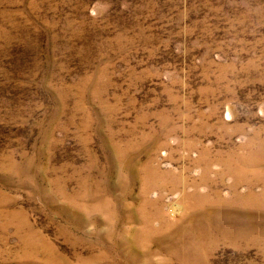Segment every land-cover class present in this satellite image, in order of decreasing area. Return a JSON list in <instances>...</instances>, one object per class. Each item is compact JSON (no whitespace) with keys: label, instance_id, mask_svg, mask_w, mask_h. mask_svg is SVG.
Masks as SVG:
<instances>
[{"label":"rangeland","instance_id":"rangeland-1","mask_svg":"<svg viewBox=\"0 0 264 264\" xmlns=\"http://www.w3.org/2000/svg\"><path fill=\"white\" fill-rule=\"evenodd\" d=\"M0 264H264V0H0Z\"/></svg>","mask_w":264,"mask_h":264}]
</instances>
